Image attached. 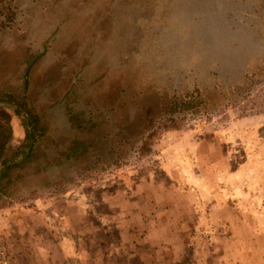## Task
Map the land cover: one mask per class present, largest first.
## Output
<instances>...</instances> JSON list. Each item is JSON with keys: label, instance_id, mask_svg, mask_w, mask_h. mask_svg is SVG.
<instances>
[{"label": "rangeland", "instance_id": "obj_1", "mask_svg": "<svg viewBox=\"0 0 264 264\" xmlns=\"http://www.w3.org/2000/svg\"><path fill=\"white\" fill-rule=\"evenodd\" d=\"M2 150L13 264H264V0H0Z\"/></svg>", "mask_w": 264, "mask_h": 264}, {"label": "built area", "instance_id": "obj_2", "mask_svg": "<svg viewBox=\"0 0 264 264\" xmlns=\"http://www.w3.org/2000/svg\"><path fill=\"white\" fill-rule=\"evenodd\" d=\"M0 264H13L9 249L0 231Z\"/></svg>", "mask_w": 264, "mask_h": 264}, {"label": "trees", "instance_id": "obj_3", "mask_svg": "<svg viewBox=\"0 0 264 264\" xmlns=\"http://www.w3.org/2000/svg\"><path fill=\"white\" fill-rule=\"evenodd\" d=\"M10 102H11V101H10ZM34 120H35L34 123L37 125V124H38V119H37V118H34ZM35 127H36V126H35ZM30 134H31V131H29V128H27V138H30V136H31ZM8 138H10V135H9ZM5 144H6V143L3 144V146H2L3 148H2V149H4ZM2 153H3V150L0 152V155H2Z\"/></svg>", "mask_w": 264, "mask_h": 264}]
</instances>
